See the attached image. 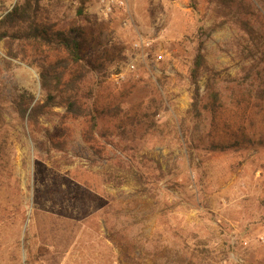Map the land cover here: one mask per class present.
Here are the masks:
<instances>
[{"label": "rangeland", "instance_id": "374dc122", "mask_svg": "<svg viewBox=\"0 0 264 264\" xmlns=\"http://www.w3.org/2000/svg\"><path fill=\"white\" fill-rule=\"evenodd\" d=\"M253 1L123 0L104 16L99 0H41L59 24H95L94 126L63 107L23 120L22 96L44 102L39 73L0 41V264H264V39L237 23L260 32ZM19 2L0 0V19ZM140 34L149 49L133 48ZM240 135L256 144L209 149Z\"/></svg>", "mask_w": 264, "mask_h": 264}, {"label": "trees", "instance_id": "16d2710c", "mask_svg": "<svg viewBox=\"0 0 264 264\" xmlns=\"http://www.w3.org/2000/svg\"><path fill=\"white\" fill-rule=\"evenodd\" d=\"M40 1L20 0L0 19V41L4 40L7 44L8 58L18 59L28 66L35 67L45 94L43 104L36 102L32 107V101L29 99L25 102L22 96L16 102V110L23 120L29 121L46 108L63 107L72 117H89L90 123L94 126V118L88 106L93 94L83 91V84L88 76L104 70V64L100 61L101 57L92 59L91 54L84 55L83 48L87 45V36L91 38L95 34L92 30L95 24L86 19L83 25L59 24L56 19L41 11ZM223 2L224 0H221L222 5ZM255 2L260 8L251 3L253 9L246 15H249L259 26L260 32L250 24L249 19H238L237 23L251 39H264V0H255ZM202 46L201 42L196 44L188 68V80L192 88L189 112L196 120L200 118L202 111L208 110L207 104L202 103L203 98L199 88L200 78L207 72ZM260 94L264 95V83ZM210 97L212 101L209 104L212 108L209 111L213 110L217 101L216 92L211 91ZM240 136V139L229 141L231 143H211L209 149L211 151L234 149L241 143L264 145L263 139L255 143L248 137ZM138 178L140 179L141 176Z\"/></svg>", "mask_w": 264, "mask_h": 264}, {"label": "built area", "instance_id": "2783aa9c", "mask_svg": "<svg viewBox=\"0 0 264 264\" xmlns=\"http://www.w3.org/2000/svg\"><path fill=\"white\" fill-rule=\"evenodd\" d=\"M99 3L101 5V11L104 16L111 15L115 7L121 8L124 5L123 0H99ZM151 42L152 41L150 40V38L145 37L140 34L135 39L133 43V48L135 50H147L150 48L152 44ZM156 59L158 61L162 60V55L161 54L156 55ZM133 69H134V66L132 64L129 65V70H133Z\"/></svg>", "mask_w": 264, "mask_h": 264}, {"label": "bare ground", "instance_id": "6f19581e", "mask_svg": "<svg viewBox=\"0 0 264 264\" xmlns=\"http://www.w3.org/2000/svg\"><path fill=\"white\" fill-rule=\"evenodd\" d=\"M86 212V211H85Z\"/></svg>", "mask_w": 264, "mask_h": 264}]
</instances>
